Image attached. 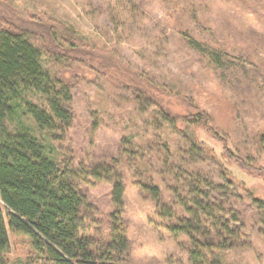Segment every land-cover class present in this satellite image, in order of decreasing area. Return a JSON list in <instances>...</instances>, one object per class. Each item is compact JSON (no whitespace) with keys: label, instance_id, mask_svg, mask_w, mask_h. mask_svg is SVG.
<instances>
[{"label":"rangeland","instance_id":"1","mask_svg":"<svg viewBox=\"0 0 264 264\" xmlns=\"http://www.w3.org/2000/svg\"><path fill=\"white\" fill-rule=\"evenodd\" d=\"M0 27L23 32L70 87L72 122L45 138L93 237L109 234L118 177L128 263L189 264L158 207L188 219L173 203L196 169L240 221L221 264H264V0H0ZM191 40L224 50L222 63ZM199 115L206 127L192 125ZM139 182L158 187L157 202ZM8 237L9 264H27L28 239Z\"/></svg>","mask_w":264,"mask_h":264},{"label":"trees","instance_id":"2","mask_svg":"<svg viewBox=\"0 0 264 264\" xmlns=\"http://www.w3.org/2000/svg\"><path fill=\"white\" fill-rule=\"evenodd\" d=\"M210 45L190 41L193 50L218 66L225 51ZM41 55L23 32L0 27V264H9L8 229L28 239L27 264H129L120 178L112 183L109 234L100 241L88 229L86 201L70 182L75 176L59 169L45 138L70 125L72 98L69 85L46 70ZM191 123L206 127V117ZM200 174L196 169L191 177L181 174V191L175 192L179 200L173 204L188 219L165 205L158 211L173 238L187 239L189 264H221L217 254L237 247L232 225L240 221L237 213L216 206ZM139 183L157 202L158 187Z\"/></svg>","mask_w":264,"mask_h":264}]
</instances>
